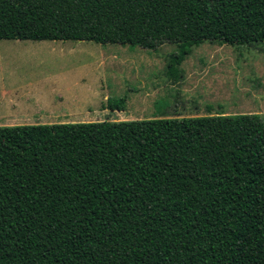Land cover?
Returning a JSON list of instances; mask_svg holds the SVG:
<instances>
[{
	"label": "trees",
	"instance_id": "trees-1",
	"mask_svg": "<svg viewBox=\"0 0 264 264\" xmlns=\"http://www.w3.org/2000/svg\"><path fill=\"white\" fill-rule=\"evenodd\" d=\"M0 39L172 43L177 81L204 41L264 44V0H0ZM0 264H264L263 117L0 125Z\"/></svg>",
	"mask_w": 264,
	"mask_h": 264
},
{
	"label": "rangeland",
	"instance_id": "rangeland-1",
	"mask_svg": "<svg viewBox=\"0 0 264 264\" xmlns=\"http://www.w3.org/2000/svg\"><path fill=\"white\" fill-rule=\"evenodd\" d=\"M175 49L172 43L148 50L0 39V124L7 115L16 124L215 113H259L264 119V44L204 41L192 47L180 65L181 77L173 81L165 68ZM108 97L124 98V109L107 108Z\"/></svg>",
	"mask_w": 264,
	"mask_h": 264
},
{
	"label": "crops",
	"instance_id": "crops-1",
	"mask_svg": "<svg viewBox=\"0 0 264 264\" xmlns=\"http://www.w3.org/2000/svg\"><path fill=\"white\" fill-rule=\"evenodd\" d=\"M12 107H14V105ZM12 113H10V114H12ZM9 118H11V119H9ZM2 119H4L5 121H3V123H1L0 125H17L16 124L17 121L14 120L15 117H12V115H7V116L3 117ZM50 122H52V121H50ZM56 122H59V121H56Z\"/></svg>",
	"mask_w": 264,
	"mask_h": 264
}]
</instances>
